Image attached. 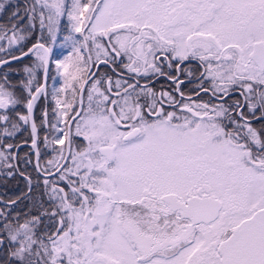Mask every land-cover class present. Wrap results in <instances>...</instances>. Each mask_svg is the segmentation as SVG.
I'll return each instance as SVG.
<instances>
[{
	"label": "snow or ice",
	"instance_id": "snow-or-ice-1",
	"mask_svg": "<svg viewBox=\"0 0 264 264\" xmlns=\"http://www.w3.org/2000/svg\"><path fill=\"white\" fill-rule=\"evenodd\" d=\"M11 8L0 0V13ZM65 15L81 35L65 37L72 52L55 60L63 85L51 94L56 122L45 144L58 154L47 162L55 172L42 170L58 177L43 182L58 227L37 235L40 216L5 222L8 264H264V0H32L10 12L0 41L11 48L38 22L54 44ZM16 50L0 47L8 56L0 65L29 53L37 62L24 69L23 101L8 74L0 77V122L13 135L20 125L9 113L24 102L27 114L16 116L31 121L39 158L33 110L47 93L34 81L38 70L47 76L52 47ZM122 56L128 76L115 66V79L92 71ZM190 59L204 71L186 92L181 71L196 77L181 64ZM150 73L171 90L140 83ZM237 89L241 99L231 100ZM42 116L48 123L47 109ZM75 138L85 142L78 149ZM66 141L67 155L55 148Z\"/></svg>",
	"mask_w": 264,
	"mask_h": 264
},
{
	"label": "flooded vegetation",
	"instance_id": "flooded-vegetation-1",
	"mask_svg": "<svg viewBox=\"0 0 264 264\" xmlns=\"http://www.w3.org/2000/svg\"><path fill=\"white\" fill-rule=\"evenodd\" d=\"M17 0H12V2L14 3V5L12 6V8L10 9L11 11H15L16 7L18 6L19 3H16ZM66 2V0H65ZM10 12L8 14V18L10 17ZM1 14V19H3L2 17V13ZM2 22V20L0 21V23ZM62 23H65L67 25V20L63 19V17L61 18L60 21V25ZM38 32H43L41 31V29L39 28L38 25ZM45 35H43L44 37L41 36H37L35 35V31L34 28H32L29 31V36L27 37V39L25 41H28L27 44L25 45H21V42L17 45H13L15 47V51H12V47L9 48L7 45V42H2L0 41V47H4L6 52H10L12 55L18 54L20 53V51H17L16 49H22L23 51L26 50L28 47H30L31 45H33L34 43H37L38 41L43 42L45 44H50L51 47H56L57 50H53L52 49V56H54L56 58V60H61L63 58H65L66 56H68V54L70 52H72V47L70 49H68L67 51L63 52V40L65 39V37H59V35L57 34V39L55 41L54 44L51 43L50 39H48V33L46 30H44ZM8 35H11V32L8 33ZM81 34L77 33V38L80 37ZM46 36V37H45ZM70 41V40H68ZM72 45V44H71ZM12 51V52H11ZM60 53V54H59ZM87 52H85V56H87ZM59 55V56H57ZM52 56L50 59V66H49V71H48V76H47V81H46V93L47 95H41V97L39 98V100L41 99V103L39 102V100L36 102L35 106H34V110H33V118L36 121L37 124V132H36V137L38 140V147L40 150V156L39 158H37L36 154H35V150L32 148V146L28 145L25 142H29L32 141V129L31 126H29L30 129V138L27 140H22V141H17V143L15 145L11 144L8 141H4V137H5V133L3 132V122H0V151H3L4 154L5 152L9 153V151L12 153V161H13V153L14 150L16 148V146H18L17 148V153L16 156L18 155V151L21 147H23V145L26 147V151L20 154V159L22 161H26L28 162L29 166L32 165V169H31V175L26 177V185L27 188L30 186L29 188V193H26L24 196L27 197V201H22L20 202L19 199L14 200L16 197H18V195L16 196H10L9 194H5L4 193V186L6 184H16L14 180H12V182H8V179H5L4 175L8 173H5V169H4V158H0V229H2V225L4 223V215H3V211L4 209H12L14 212H18L20 210H24V213L30 212L26 218V216H23L22 219L17 223V224H21L24 223V221L26 219H30L32 216H40V223L37 224L36 226V232L37 235H41L45 232H53L56 230V228L58 227L57 221L59 219V217H55L53 218L51 216V212L53 211V209L55 208L56 202L52 201L49 199L48 195L45 193V185H44V180L45 178L49 179L50 181H56L58 179L57 175H51L46 177L45 175H43L36 167V164L39 163L40 165V169L41 171L45 168H47L49 171L53 170L54 168L48 165V161L49 160H54L57 157V152L53 151V148L51 146H46L45 144V137L48 138V141H51L53 139V131L50 128V123H54V121H56V116H54L52 114V109L55 108V101L52 98V91L54 88H60L63 85V75H62V70H58L56 65L54 66L52 63ZM8 57L6 56L3 52H0V58H5ZM94 57V54H93ZM29 60L30 65L27 64V67H32L34 64V57H33V53H29L27 56H24L23 58L19 59V60H14L12 62H10L7 66H0V77H2L4 75V73H8L11 72L13 74V79L17 76H20V73H22V71H20L19 68V64H11V63H19V61H23V64L25 65V60ZM26 60V61H27ZM129 63L128 59L126 56H122L121 58H118L116 60V64L112 65V64H100L99 68L97 69L96 67L92 68L93 72H98V74L100 73H107L108 75H112L113 79H115V75L112 73L111 68L113 66L117 67L118 71H120L121 73L124 74V76H128L129 73L127 72L126 69L123 68L124 64ZM190 69V70H194L195 72V77H188L183 71H181L180 74V79L184 80L185 83L182 86V90L186 91L195 87L196 84L199 83V74L201 72L204 71L203 66H201L200 62L197 59H190L184 63L181 64V69ZM165 72H167L169 75H176V70L175 67L173 66V68L169 69L167 67V64L165 63L164 65V69ZM38 77H39V82L37 80V75H36V80L34 81V85L36 83H41L42 82V70H39L38 72ZM24 79H16L15 86H19L22 85L24 86L23 83H21L22 81L25 80L27 76L26 73H24ZM145 82H150L151 86L154 87L157 91L160 90H171V88L173 87V85L171 84V82L164 76H154L153 74H149L147 77V80L145 79H140V83H145ZM205 86H210V81H205ZM26 90V89H25ZM18 97V94H16ZM70 97V92L69 93H65L62 94V98H69ZM19 98V97H18ZM201 98L204 100L208 99V96H205L203 93H201ZM231 100H235V99H241L240 95H239V89L235 90L232 92ZM85 103H86V99H85ZM47 109L48 110V123H42V113L43 111ZM14 112L15 113H19L17 110V105H15L14 108ZM20 114V113H19ZM26 114H27V110H26ZM73 113H70V116ZM16 122L19 123L18 117H16ZM255 126L259 127V124H256ZM67 130V129H65ZM72 131H75V128L73 126ZM19 129L15 131V133L13 134V139L14 140H18L19 139ZM85 142L81 139V138H75V142L73 145L74 149H78L79 146L81 144H84ZM7 144H11L13 145V147L11 149H7L4 146ZM55 148L57 150L63 149L64 153H65V148H66V142L65 145H55ZM17 161V160H16ZM65 163V162H64ZM67 163L71 164V161L69 160ZM16 169V168H15ZM18 170V169H17ZM43 172V171H42ZM21 173V172H20ZM29 179L31 180V184L29 183ZM67 182H60L59 186L60 187H64L65 184ZM22 198V197H21ZM14 200L13 202L10 203V201ZM11 210V211H12ZM18 210V211H17ZM47 212V214H43ZM26 218V219H25ZM15 221H18L17 219H15ZM2 233V232H0ZM0 239H3V243H0V264H6V262L8 261V259L5 261L3 258V252H4V248H7L8 251L11 247V242L8 241V239H6L5 237L0 235Z\"/></svg>",
	"mask_w": 264,
	"mask_h": 264
},
{
	"label": "trees",
	"instance_id": "trees-1",
	"mask_svg": "<svg viewBox=\"0 0 264 264\" xmlns=\"http://www.w3.org/2000/svg\"><path fill=\"white\" fill-rule=\"evenodd\" d=\"M4 2H6V4H11L12 6L14 5V3L12 2V0H4ZM16 3H19L18 6L21 8V9H24L25 7H27L29 4L32 3V0H17ZM73 3V0H66L65 4L68 6V7H71ZM10 12V9L8 12H3L2 14V17L3 19H1L0 17V21L2 20V22L0 23V25H4V24H8L9 23V18H8V14ZM21 15H23V11L21 12ZM1 16V14H0ZM63 19L67 20V25L65 23H62L60 25V31L57 33L59 35V37H68L69 35H73L75 37H78L77 36V33H74L72 31V28H71V24L67 18V15L63 16ZM28 25V21L25 19L24 20V23H23V26L22 27H25ZM34 31H35V35L37 36H41V37H44L43 35H45L44 31L43 32H38V22H37V25L36 27L34 28ZM29 32L27 33L26 35V38L21 41V45H25L28 43V41H25L27 39V37L29 36ZM46 37V36H45ZM2 42H7V39L3 40ZM72 42L71 41H68L66 39L63 40V52L64 51H67L68 49H70L72 47ZM12 51L14 52L15 51V47L13 46L12 47ZM11 51V52H12ZM60 54V53H59ZM55 56V55H54ZM52 56V63L53 65L55 66V60L56 58ZM59 56V55H57ZM64 59V58H63ZM61 59V60H63ZM27 60V59H26ZM25 60V65L23 64V61H19V63H11V64H19V68L20 71H22V73H20V76H16L15 78L17 79H24V73H26L24 71L25 67H27V64L31 66L29 60L26 61ZM27 74V73H26ZM13 79V74L10 73L8 74V79L9 81L11 82L12 86H13V90L15 91L16 94H18V97L23 101L24 98L27 97V91L25 90L24 86L22 85H19V86H15V81L16 79ZM17 79V80H18ZM39 79L38 75H37V80ZM17 82V81H16ZM39 102L41 103V99L39 100ZM56 107V105H55ZM15 106L12 108V111L11 113H9L11 119L16 122V115L15 113L13 114V112L15 111L14 110ZM17 111L19 113H22L23 111L26 110L25 106H24V102H21L19 104H17ZM56 121H54L55 123ZM19 132H20V135H19V139L18 140H14L13 139V135L9 136L5 133V137H4V141H8L10 142L11 144L15 145L17 143V141H22V140H27L30 138V129H29V126L28 124H25L23 123L22 121H19ZM7 126L9 128V131H12L11 129V125L8 124V125H5L3 123V128ZM60 128H64V124L63 123H60L58 125ZM27 149L26 147L23 145V147H21L18 151V155L16 156V160H17V167H18V170L15 169L14 167V164H13V161H12V153L9 151V153L5 152V156H11L10 159H4V169L5 170H10L12 169V174L11 175H7L5 174L4 177L5 179H8V182H9V179H10V182H12V180L15 181L16 184L12 185V184H6L4 186V193L5 194H9L10 196H16V195H21L22 193H24L27 189V185H26V177L30 176L31 175V169L33 168L32 165L29 166L28 162L26 161H22L20 159V154L25 152ZM8 163V164H7ZM23 173V175L21 173ZM6 173V172H5ZM26 176V177H25ZM29 193V192H28ZM26 196V195H25ZM23 196L22 198L19 199L20 202L22 201H27V197ZM12 210V209H11ZM18 211V210H17ZM30 212H27V213H24V210H20L18 212H14L13 210L12 211H9L8 214V218L4 217L5 219L3 220L4 223L5 222H11L13 225H16L21 219L23 216H28ZM25 218V219H26ZM15 219H17L18 221H15ZM3 223V224H4ZM3 226V225H2ZM0 235L5 237L7 239V233L6 231L3 229H0ZM8 252V249L7 248H4V252H3V258L4 260L6 261L8 259V256L6 255V253ZM6 264H8V261L6 262Z\"/></svg>",
	"mask_w": 264,
	"mask_h": 264
},
{
	"label": "water",
	"instance_id": "water-1",
	"mask_svg": "<svg viewBox=\"0 0 264 264\" xmlns=\"http://www.w3.org/2000/svg\"><path fill=\"white\" fill-rule=\"evenodd\" d=\"M31 46H32V45H31ZM31 46H30V47H31ZM30 47H28V48H30ZM28 48H27V49H28ZM27 49L24 50V51H27ZM15 55H16V56H20V53L15 54ZM23 57H24V56H23ZM23 57H21V58H23ZM21 58H20V59H21ZM4 59H8V57H5ZM13 61H14V60H13ZM10 62H12V61H10ZM0 66H2V65H0ZM49 66H50V62H49V65H48V71H49ZM47 76H48V72H47ZM47 76H45L44 72L42 71V82H41L40 84H44L45 87H46ZM73 114H74V113H73ZM73 114H72V115H73ZM29 124H30V126H31V121H29ZM25 143H27L28 145L31 146V141H29V142H25ZM17 148H18V146H16V148H15V150H14V153H13V164H14V167H15L16 169H18V167H17V161H16ZM67 154H68V148H67V141H66L65 155H67ZM64 162H65V161H63V160L60 161L61 164H63ZM36 167H37V164H36ZM39 171H40L43 175H45L44 172H42L41 170H39ZM49 172L54 173V172H55V169H53V170H51V171H49ZM29 188H30V186L26 189V191H25L24 193H22L21 195H19L18 197H16L14 200H17V199L23 197L26 193H28ZM14 200H12V201H10V202H13Z\"/></svg>",
	"mask_w": 264,
	"mask_h": 264
},
{
	"label": "rangeland",
	"instance_id": "rangeland-1",
	"mask_svg": "<svg viewBox=\"0 0 264 264\" xmlns=\"http://www.w3.org/2000/svg\"><path fill=\"white\" fill-rule=\"evenodd\" d=\"M52 49L55 50V51L57 50L56 47H53ZM33 57H34V63L37 62V58H36V55H35L34 53H33ZM38 71H39V70H38ZM38 71H37V72H38ZM5 73H6V72H5ZM5 73H4V74H5ZM10 73H11V72H8L7 74H10ZM36 75H38V73H37ZM27 79H28V77H26L25 80H24L23 82L26 83ZM39 80H40V79H39ZM39 80H38V82H39ZM85 99H86V98H85ZM24 106H25V103H24ZM25 108H26V106H25ZM20 114H21V115L26 114V110L23 111V112L20 113ZM27 124L30 125L29 122H28ZM7 164H8V163H7ZM5 172H6V173L11 172V173H12V169H10V170H5ZM9 211H11V209H8V208H7V209H4V211H3V215H4V217L8 218V216H9L8 212H9Z\"/></svg>",
	"mask_w": 264,
	"mask_h": 264
}]
</instances>
